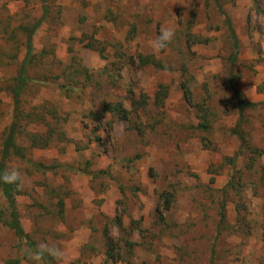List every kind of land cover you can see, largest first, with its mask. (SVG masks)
Returning a JSON list of instances; mask_svg holds the SVG:
<instances>
[{
    "label": "rangeland",
    "instance_id": "rangeland-1",
    "mask_svg": "<svg viewBox=\"0 0 264 264\" xmlns=\"http://www.w3.org/2000/svg\"><path fill=\"white\" fill-rule=\"evenodd\" d=\"M43 17L38 0H0V163L24 28L41 22L0 264H264V0H49ZM231 80L255 105L245 146Z\"/></svg>",
    "mask_w": 264,
    "mask_h": 264
},
{
    "label": "trees",
    "instance_id": "trees-1",
    "mask_svg": "<svg viewBox=\"0 0 264 264\" xmlns=\"http://www.w3.org/2000/svg\"><path fill=\"white\" fill-rule=\"evenodd\" d=\"M39 3L42 6V9L44 11V17H46L49 9V0H38ZM219 5V2H218ZM219 11L220 13L225 17V23L228 28V31L230 33V37L232 39V43L235 49V54L234 58H237L238 52H239V39L236 34V31L233 27L232 21L228 14L223 10V8L219 5ZM42 18V19H43ZM41 22L31 26V27H25L24 32L26 35V57L25 60L22 64L21 71L19 73V77L16 79V85L12 88H10V94L13 97L14 105H15V115H14V122L10 128V131L8 133L7 138L5 139L4 143V149L2 153V158H1V163H0V172H3L6 170V163L9 161L11 158L12 154L17 151L15 141L17 134L19 132V121L20 117L23 115V112L21 110V104H22V96L30 82V79L28 77L27 69L29 67V64L33 61L34 58V49H33V36L34 34L38 31L40 27ZM152 65L158 67V68H163L162 64L158 61L152 60L149 61ZM231 89L233 90L235 97L237 99L238 103V108H239V116H240V121L238 125L236 126L235 134L238 137L239 141L241 142L242 146L246 145V139L244 137V133L242 131V124L244 120L243 116V110L246 107H254V104L246 103L244 100L241 99L240 93L237 90L233 80L230 81ZM185 95H186V100L191 104L192 99H191V93L187 87L184 88ZM107 113H112V114H125L124 110L122 109V106L120 104H116L114 106H111L110 109L107 110ZM121 118L126 119V116H121ZM209 128V123L206 120L205 117H201V122L198 126V129L200 130H208ZM19 181L17 180L16 183ZM230 186H233V183L229 184ZM4 188L7 193H11V185L10 183L7 182H2L0 181V189ZM164 196L167 198L169 195L164 194ZM168 199V198H167ZM170 206L168 205L167 208ZM224 214H222L223 217Z\"/></svg>",
    "mask_w": 264,
    "mask_h": 264
},
{
    "label": "clouds",
    "instance_id": "clouds-1",
    "mask_svg": "<svg viewBox=\"0 0 264 264\" xmlns=\"http://www.w3.org/2000/svg\"><path fill=\"white\" fill-rule=\"evenodd\" d=\"M175 32L173 29L168 28L164 30L157 38L151 41V48L154 53L160 52L162 49L166 48L167 45L174 38ZM19 179L18 170H5L0 172V181L7 183H15ZM55 254L60 253L57 250H53Z\"/></svg>",
    "mask_w": 264,
    "mask_h": 264
}]
</instances>
